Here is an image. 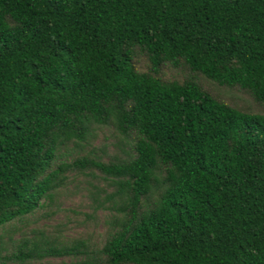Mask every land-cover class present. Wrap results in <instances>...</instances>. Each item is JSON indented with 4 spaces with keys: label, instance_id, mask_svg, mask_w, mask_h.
Segmentation results:
<instances>
[{
    "label": "trees",
    "instance_id": "1",
    "mask_svg": "<svg viewBox=\"0 0 264 264\" xmlns=\"http://www.w3.org/2000/svg\"><path fill=\"white\" fill-rule=\"evenodd\" d=\"M71 172L115 189L101 246L17 230ZM0 231V264H264V0H0Z\"/></svg>",
    "mask_w": 264,
    "mask_h": 264
},
{
    "label": "rangeland",
    "instance_id": "2",
    "mask_svg": "<svg viewBox=\"0 0 264 264\" xmlns=\"http://www.w3.org/2000/svg\"><path fill=\"white\" fill-rule=\"evenodd\" d=\"M146 64L145 60L142 61L141 67L144 68ZM169 68L163 75L165 79L181 77L173 68ZM207 86L210 84L207 83ZM222 96L224 100L243 109L258 110L256 103L244 92L222 93ZM90 150L101 155L104 161L124 159L131 151L126 140L113 127L99 128ZM114 190L112 183L99 172H95L94 177L71 172L68 174L66 186L59 189L53 202L34 217L17 225V230L28 232L40 228L47 230L51 236L62 234L61 237L71 243L84 239L94 247L101 246L109 231L107 220L111 215L110 211L101 207V204L105 202L107 193ZM107 203L105 206H108ZM3 233L6 234L0 231V236ZM19 235L20 233L16 238ZM76 261L79 260L70 257L50 258L41 264H73Z\"/></svg>",
    "mask_w": 264,
    "mask_h": 264
}]
</instances>
